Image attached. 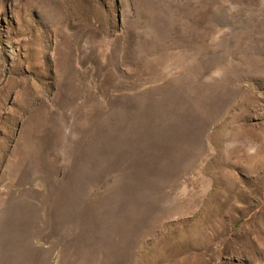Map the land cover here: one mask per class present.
<instances>
[{
  "label": "rangeland",
  "instance_id": "rangeland-1",
  "mask_svg": "<svg viewBox=\"0 0 264 264\" xmlns=\"http://www.w3.org/2000/svg\"><path fill=\"white\" fill-rule=\"evenodd\" d=\"M0 264H264V0H0Z\"/></svg>",
  "mask_w": 264,
  "mask_h": 264
}]
</instances>
